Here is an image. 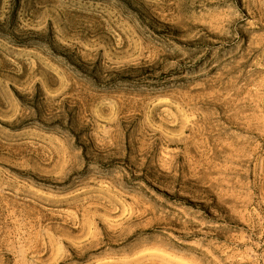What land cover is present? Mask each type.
<instances>
[{
    "label": "rangeland",
    "instance_id": "1",
    "mask_svg": "<svg viewBox=\"0 0 264 264\" xmlns=\"http://www.w3.org/2000/svg\"><path fill=\"white\" fill-rule=\"evenodd\" d=\"M0 264H264V0H0Z\"/></svg>",
    "mask_w": 264,
    "mask_h": 264
}]
</instances>
